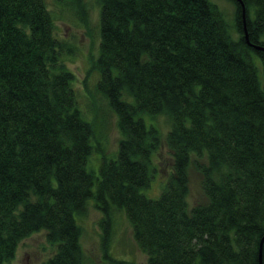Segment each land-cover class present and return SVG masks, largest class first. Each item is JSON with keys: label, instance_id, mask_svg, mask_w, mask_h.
Returning <instances> with one entry per match:
<instances>
[{"label": "trees", "instance_id": "16d2710c", "mask_svg": "<svg viewBox=\"0 0 264 264\" xmlns=\"http://www.w3.org/2000/svg\"><path fill=\"white\" fill-rule=\"evenodd\" d=\"M232 1L236 37L210 0H100L92 68L121 138L97 176L86 167L96 130L79 107L46 0H0V264L39 230L55 247L38 264H85L77 218L89 198L103 213L102 239L112 208L122 209L148 264H258L264 51L245 41L240 4ZM243 2L249 39L264 45V0ZM160 112L171 120L172 169L152 198L142 188L160 132L144 116ZM190 164L206 202L189 205Z\"/></svg>", "mask_w": 264, "mask_h": 264}, {"label": "rangeland", "instance_id": "374dc122", "mask_svg": "<svg viewBox=\"0 0 264 264\" xmlns=\"http://www.w3.org/2000/svg\"><path fill=\"white\" fill-rule=\"evenodd\" d=\"M224 14L233 36H238L235 22V4L232 0H210ZM48 8L54 15L57 36L67 46L63 55L66 65L74 72V86L83 116L92 122L96 130L94 149L89 156L86 167L99 176L102 156L116 153L121 133L117 125V116L108 107L105 97L96 90L98 72L92 63L98 56L99 47V10L100 0H46ZM254 62L261 72V61L254 53ZM147 126L152 123L160 132V142L153 160V175L142 192L148 197H157L164 187L172 169V155L166 143V133L170 128V116L164 112L144 116ZM188 202H206L207 198L200 185V172L190 164L187 169ZM112 227L103 240V230L99 225L103 213L89 198L83 212L77 218L80 225V243L85 256V264H114L112 258H122L135 264H148L147 255L136 244L131 224L122 209L113 207L111 211ZM105 244V247H104ZM55 245L46 239L44 230H39L22 238L17 245L14 258L10 264H38L54 250ZM107 250L109 257L105 256ZM106 252V253H107ZM264 264V263H263Z\"/></svg>", "mask_w": 264, "mask_h": 264}, {"label": "water", "instance_id": "95a60500", "mask_svg": "<svg viewBox=\"0 0 264 264\" xmlns=\"http://www.w3.org/2000/svg\"><path fill=\"white\" fill-rule=\"evenodd\" d=\"M240 4V9H241V19H242V28H243V36L245 38V41L254 47L255 49L263 50L264 51V45L252 42L249 39L248 32H247V27H246V20H245V4L243 0H237ZM264 241V234L262 235L260 239V248H259V261L258 264H263V258H262V243Z\"/></svg>", "mask_w": 264, "mask_h": 264}]
</instances>
